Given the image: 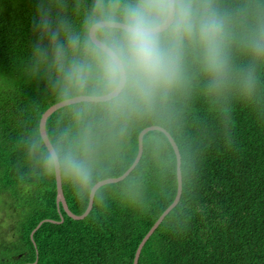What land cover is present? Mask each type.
Segmentation results:
<instances>
[{
  "label": "trees",
  "instance_id": "trees-1",
  "mask_svg": "<svg viewBox=\"0 0 264 264\" xmlns=\"http://www.w3.org/2000/svg\"><path fill=\"white\" fill-rule=\"evenodd\" d=\"M95 2L0 0V264H34L37 258L36 264H133L139 244L177 196V157L160 131L145 135L136 169L101 187L83 220L58 208L56 176L43 173L39 148L30 152L37 137L44 144L40 121L48 108L94 96L91 86L64 95L66 85L51 56L42 63L34 59L38 6H49L69 34L82 36ZM210 3L229 41L222 84L214 85L203 70L199 49L188 47L184 81L152 113L111 118L102 103H79L47 121L51 142L75 144L89 133L93 184L86 202L62 176L75 215L88 208L95 184L130 168L142 130L160 126L174 138L182 157L181 200L147 241L138 264H264V56L251 51L264 30V0ZM61 41L67 48L64 32ZM74 59H82V52L68 49L65 65ZM62 218L43 223L31 239L40 222Z\"/></svg>",
  "mask_w": 264,
  "mask_h": 264
},
{
  "label": "clouds",
  "instance_id": "clouds-1",
  "mask_svg": "<svg viewBox=\"0 0 264 264\" xmlns=\"http://www.w3.org/2000/svg\"><path fill=\"white\" fill-rule=\"evenodd\" d=\"M39 40L32 55L38 63L51 56L69 90L102 98L101 107L111 118L152 113L158 102L184 81V57L188 47L198 48L203 70L218 86L228 73V38L223 18L210 0H96L81 35L69 34L65 24L53 19L51 8L38 6ZM65 33V43L61 33ZM46 42V43H45ZM81 51L82 59L65 65L67 50ZM264 56V30L251 45ZM251 74L245 88L251 91ZM80 111H84L83 109ZM80 111L77 113L79 118ZM66 139V137H65ZM39 148L43 173H60L72 194L82 193L85 202L93 184L92 146L89 133L73 144L64 139L45 150L39 137L30 152ZM97 207H101L100 199Z\"/></svg>",
  "mask_w": 264,
  "mask_h": 264
},
{
  "label": "water",
  "instance_id": "water-1",
  "mask_svg": "<svg viewBox=\"0 0 264 264\" xmlns=\"http://www.w3.org/2000/svg\"><path fill=\"white\" fill-rule=\"evenodd\" d=\"M79 103H103V100H102V98H100L98 96L82 95V96H76V97L64 100V101L59 102L57 104H54L53 106L48 108L45 111V113L42 115V118L40 121V134H41V138H42L46 148L51 143V141L48 137V134H47V121H48V119L58 110L65 108V107H68V106H71V105H74V104H79ZM152 131H160V132H163L164 134H166L171 145L173 146V149H174L176 157H177L178 190H177V196H176L175 200L173 201V203L163 212V214L159 217V219L155 222V224L152 226V228L148 231V233L145 235V237L143 238V240L139 244L138 249H137L136 254H135L133 264L139 263V259H140V256H141V253H142V250H143L145 244L151 238V236L155 233V231L159 228V226L162 224V222L165 220V218L179 204V202L181 200V196H182V192H183V177H182V169H181L182 157H181L180 149H179L177 143L175 142L174 138L172 137V135L168 131H166L163 127H160V126H150V127L145 128L144 130H142L141 133L139 134L138 154H137V157H136L135 161L133 162V164L130 166V168L122 176L117 177V178H108V179L102 180V181L98 182L97 184H95L91 190V193H90V200H89L88 208L86 209V211L82 215H75L70 210L68 203L66 201L65 195H64V191H63L62 175L60 173L56 174L58 208L60 209V206L62 205L64 211L68 214L69 217H71L74 220H83L92 211L93 206H94L96 193L101 187L108 185V184L119 183V182L125 180L136 169V167L140 163L141 158L143 156L145 135L149 132H152ZM63 221H64V218H62V220L60 222H57L54 220H49V219L43 220L42 222H40L38 224V226L31 233V239L34 240V234L43 225V223H45V222L62 223ZM37 261H38V258H37ZM37 261L34 264H36Z\"/></svg>",
  "mask_w": 264,
  "mask_h": 264
}]
</instances>
